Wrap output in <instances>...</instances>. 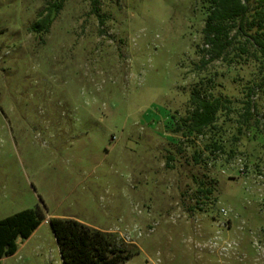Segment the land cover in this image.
<instances>
[{
    "label": "rangeland",
    "instance_id": "obj_1",
    "mask_svg": "<svg viewBox=\"0 0 264 264\" xmlns=\"http://www.w3.org/2000/svg\"><path fill=\"white\" fill-rule=\"evenodd\" d=\"M50 3L0 0V220L47 214L3 264H64L48 216L113 231L140 250L125 264H264V65L245 39L204 64L209 0H65L33 33ZM195 90L226 105L201 134Z\"/></svg>",
    "mask_w": 264,
    "mask_h": 264
},
{
    "label": "trees",
    "instance_id": "obj_2",
    "mask_svg": "<svg viewBox=\"0 0 264 264\" xmlns=\"http://www.w3.org/2000/svg\"><path fill=\"white\" fill-rule=\"evenodd\" d=\"M65 0H50L31 26L33 33H48ZM210 14L204 29V42L210 55L204 64L225 59L234 39H245L241 55L253 49L255 60L264 65V0H209ZM236 35L232 37V33ZM250 47V48H248ZM237 57V56H235ZM194 110L187 118L190 131L201 134L216 123L218 112L226 105L220 98H202L195 90ZM47 219L45 208L27 209L0 220V264L19 250V240H28ZM64 264H125L140 250L118 241L112 232L88 226L73 218L49 219Z\"/></svg>",
    "mask_w": 264,
    "mask_h": 264
},
{
    "label": "crops",
    "instance_id": "obj_3",
    "mask_svg": "<svg viewBox=\"0 0 264 264\" xmlns=\"http://www.w3.org/2000/svg\"><path fill=\"white\" fill-rule=\"evenodd\" d=\"M51 218H54V217H52V216H48V219H51ZM45 222H46V221H45ZM103 231H105V230H103ZM106 231H108V232H113V231H110V230H106ZM35 232H36V231H35ZM35 232L33 233V235L35 234ZM33 235H32V236H33ZM32 236H31V237H32ZM31 237H30V238H31ZM30 238H29V239H30ZM29 239H28V240H29ZM6 259H7V258L3 259L2 264H3V262H4Z\"/></svg>",
    "mask_w": 264,
    "mask_h": 264
}]
</instances>
